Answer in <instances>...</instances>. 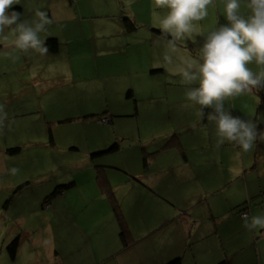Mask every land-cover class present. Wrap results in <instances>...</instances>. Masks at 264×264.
<instances>
[{
	"label": "crops",
	"instance_id": "crops-1",
	"mask_svg": "<svg viewBox=\"0 0 264 264\" xmlns=\"http://www.w3.org/2000/svg\"><path fill=\"white\" fill-rule=\"evenodd\" d=\"M30 3L31 5L27 7L26 0L25 2L21 0L19 4L22 12L21 20H34L36 11L43 10L34 8L40 5L37 1L32 0L28 5ZM138 5L142 6L146 19L149 17L146 8L152 10L155 15L154 20L158 22L154 23L156 26L159 25V19L166 14V10L154 7V0L152 2L138 0ZM56 9L59 8L52 7L53 11ZM242 11L247 10L242 7ZM141 12L139 11L134 17L143 15ZM222 19H225L224 10L221 12L218 10V24H212L211 28H208L206 25L208 17L205 22L200 21L198 24L202 31L207 32L226 24V22L222 23ZM7 37L11 40L6 46L0 43V50L4 49L3 52L7 51L6 48L12 47L9 44L15 39V34L10 31ZM136 37L137 39L134 36L126 37L123 43L127 48L134 42L136 61L132 62L128 75L137 76L132 78L125 95L116 94L113 101L117 100V103L113 106L120 110L116 112L120 114L122 112L126 119L135 124L137 137H134V140L138 142V146L131 145L130 142L123 143L120 149L113 151L114 154L104 155L107 159L100 162L110 184L116 193H120L121 209L135 242L131 247L120 251L119 225L109 200L98 188L96 170L90 156L81 163L76 159L72 161L54 159V163H51L34 158L16 163L8 157H0V191L5 194L11 193V190L21 183L28 182L15 194L7 208L8 214L18 211L12 214V218L21 224L25 219L23 213H30L41 207L47 209L45 211L47 214L51 210L50 216L53 214L57 217L69 216L73 220V223L66 228L77 231L75 239L73 238L75 242L68 250L62 248L60 244L55 245L53 250L55 264H128L134 258L137 261L145 260L143 258L146 252L145 242L149 243V249L156 258L153 264H165L166 260L175 255L181 256L182 264L183 254L185 264H215L224 258L229 259L230 264H264V229H250L245 226L246 223L251 222V217L264 216V142L257 140L249 152H243L235 144L229 143L216 147L215 123L208 121L206 117L202 120L197 115L199 106H191L186 100L185 93L188 88L182 84L178 70L182 66V58L189 56L198 58L199 47L203 43L198 44V49L197 44L194 43V51L190 44L193 41L178 43L179 51L173 54L174 63L166 65L163 55L168 50L170 39L151 29ZM56 38L58 41L61 40L59 37ZM195 42L198 43L197 39ZM60 52L61 45L57 54ZM12 53L10 56L15 55V51ZM5 66L7 65L1 68ZM250 67L253 71L259 70L255 64ZM27 70L28 74L31 73V79L38 76L41 81L45 80L53 84L60 82L59 79L49 80L48 78L53 74L47 69L30 65ZM38 84H40L39 80ZM40 91L41 94L46 93L44 87ZM82 94L71 93L59 97L54 95V101L65 102L66 105L63 106L69 108L71 112L69 114L81 115L82 110L86 108L79 101ZM262 97L264 100V94L261 96L254 90L252 93L229 100L226 106L230 107L234 116L254 119L258 128L264 132ZM69 100H75L79 105L67 104ZM36 112L44 113L45 109H38ZM101 116L109 118L105 121L107 124L116 121L114 115L108 111L93 119H82L86 123H94L100 134V139L90 144L92 148L88 146L89 152L104 148V145L111 142L107 143L112 137L105 131L109 127L105 126V123L95 122ZM120 123L126 122L120 119ZM126 130L130 132V128L123 127L122 133L119 134L113 126V132L121 137ZM173 134L178 136L184 150L171 147L159 151L158 148ZM127 137L130 136H123L125 140ZM36 142L33 139L28 144ZM70 148L79 150L76 144ZM143 148L149 151L158 150L150 157L146 169L142 164ZM83 155L87 156L88 152H84ZM116 155H119V158ZM65 163L73 164L74 169L63 172L62 166ZM34 167H38L36 172H32ZM25 168L27 171L24 172ZM67 177L73 178L75 185L56 196L49 207H44L41 204L42 198L51 189L54 180ZM132 190L135 192L134 199L130 201L129 196H133ZM145 194L152 195V204L147 212L144 209L150 203L144 200ZM80 195L84 198L81 202ZM245 201L244 206L241 205ZM135 205L141 211L136 213L142 216L141 224L135 222L137 215L131 214L134 210L130 208ZM243 213H247V221L242 218ZM85 218L87 220H84ZM58 229L60 227L56 224L54 232L60 240L63 234ZM78 231L82 234L80 235ZM11 234L12 232L9 233ZM27 238L29 237L24 234L23 238L19 239L17 251ZM5 242L6 239L0 244L3 247L0 255ZM187 242L190 252L194 253L193 259L185 254L189 253L188 249L183 250L179 246H187ZM198 254L206 255V259H197ZM1 259L3 262L9 261L6 257Z\"/></svg>",
	"mask_w": 264,
	"mask_h": 264
},
{
	"label": "rangeland",
	"instance_id": "rangeland-1",
	"mask_svg": "<svg viewBox=\"0 0 264 264\" xmlns=\"http://www.w3.org/2000/svg\"><path fill=\"white\" fill-rule=\"evenodd\" d=\"M30 1L32 0H26L27 7L33 3L31 2L28 5ZM33 1H37L40 4L34 6V8L43 9L42 11L52 21L46 26V31L39 33L40 38L46 40L48 37H59L61 39L59 40L61 52L59 54H57L58 52L55 53L57 55H53V53L40 55L35 52H29L25 55L13 47L6 48L7 51L4 52V49L0 50V56L4 53L0 57V104L4 105V110L7 113L5 121L7 126L0 133V157H8V159L15 160L16 163H23V160L29 158L51 163H54V159H58V161L59 159L67 161L76 159L79 161L78 163H81L91 153L88 146L92 148L90 144L100 139V134L97 132L94 123H86L82 120L89 111L94 114H100L106 110L111 115H114L113 117L116 121L113 124L103 122L105 126L109 127L105 129L106 134L112 137L107 143L111 142L104 146L116 141L120 148L123 143L126 144L128 142L131 145L138 146V142L134 140V137H137L135 124L126 119L122 112L121 114L116 112L120 110L113 106L117 103V100L113 101V98L116 97L117 93L125 95L128 91L127 86L131 84L132 78L137 76L136 74L128 75L132 62L136 61L134 42L131 43V46L125 48L123 40L132 36L137 39V35L145 34V31L156 26L154 23L158 22L154 20L155 15L152 10L146 8L149 14L148 19H146L142 6L138 5V0ZM150 1L152 2V0ZM224 2L225 0H215L216 6L209 7L206 23L208 28H211L212 24H218V10L220 12L224 10ZM45 3L46 5L44 6ZM17 6L21 7L19 4ZM52 7H58L59 9L53 11ZM63 10H66V12H60ZM139 11H142L143 15L137 16V18L134 17ZM124 16L129 17L133 21L135 29L128 31L125 23H123ZM34 20L28 22L31 23ZM221 21L222 23H227L226 18ZM198 27L200 28L199 24ZM7 34H10V31H7ZM196 39L198 43H190L188 41L192 44L191 48L193 51L195 50L194 43L197 44L198 49V44L204 42L202 36H198ZM10 40L11 38H8L7 41L0 40V43L6 46ZM12 50L15 51V55L10 56L13 54ZM4 65L7 66L1 68ZM30 65L47 69L53 74L48 79L51 81L59 79L60 82L53 84L49 81H41L38 76L31 79V73L28 74L27 70ZM49 68H55L56 70L51 71ZM38 80L40 84H38ZM62 82L65 84H62ZM42 87L45 88L46 93H40ZM79 92L83 93L79 101L86 107L82 110L81 115H75L76 113L69 114L71 113L69 108L63 106L66 105L65 102L54 101V95L59 97ZM67 104L79 105L75 100H69ZM38 109H45V112H36ZM124 113L129 114V112ZM94 117L89 116L87 119H93ZM120 119H124L126 123L121 124ZM113 126L119 134L122 133L123 127L130 128V132L126 130L122 137L118 136L113 132ZM124 135H129L130 137L125 140L123 138ZM51 138L54 142H52ZM33 139L37 142L31 145L28 144ZM75 144L79 149L78 151L70 148ZM14 146L21 147V151L18 154H7L6 148ZM84 152H88V155H83ZM100 154L101 156L98 160L93 162L94 165L96 162H102L103 159H107L104 155L108 154L109 156L114 154V152ZM116 157L119 158V155H116ZM61 166L62 164L59 168ZM62 168L63 172H68L74 169V165L65 163ZM37 170L38 167L32 168V172ZM25 171H27L26 168ZM133 178L135 179V177ZM122 190L124 191V188ZM117 193H115L116 197L121 203L120 193ZM134 193V190H132L131 195ZM9 196L10 193L5 194L0 191V209H2L0 211V244H3L4 239H6L2 255H0V264H55V255L53 253L55 245L60 244L62 248L68 250L75 242L73 240L77 231L73 230V228H66L73 223V220L69 216L57 217L55 214L50 216L51 210L47 214L45 212L47 209L40 207V209L33 210L30 213H23L25 219L23 223L19 224L12 218V214L18 211L8 214L7 210L2 208ZM129 198L132 201L134 195L129 196ZM83 200V196L80 195L79 201ZM144 200L150 203L145 206L144 210L147 212L148 207L152 204V195L145 194ZM170 205L173 206L172 204ZM130 209L134 210L131 214L141 213L137 205ZM136 215L135 222L138 224L143 223L142 216L140 214ZM84 220H87V218ZM56 224L60 227L58 231L63 234L60 240L54 232L56 231ZM64 224H66L65 228H63ZM10 232H12L11 235H9ZM177 233L180 234V232ZM24 234L29 238L19 247L16 259L11 260L7 245L11 239L15 237L21 239ZM79 234L81 235L82 232H79ZM10 236L12 237L10 238ZM186 244L187 246L177 245L181 246L183 250L188 249L189 253L185 254L190 259H193L194 253L190 252L189 242ZM2 248V245H0V253ZM144 248L146 249L143 257L145 260L137 261L134 258L128 264H153L156 258L153 256L154 253L150 251L148 242H145ZM1 257H6L9 261L3 262ZM197 259H206V255L198 254ZM182 264H185L184 254Z\"/></svg>",
	"mask_w": 264,
	"mask_h": 264
},
{
	"label": "clouds",
	"instance_id": "clouds-1",
	"mask_svg": "<svg viewBox=\"0 0 264 264\" xmlns=\"http://www.w3.org/2000/svg\"><path fill=\"white\" fill-rule=\"evenodd\" d=\"M21 0H0V40L7 41V31L15 34L11 46L27 55L35 52L47 55L45 39L39 33L52 23L43 11H36V19L29 23L21 20L17 11L9 12ZM215 0H154V7L166 10L159 19V30L168 40V50L163 55L166 65L174 63L178 43L196 41L202 36L198 58H182L178 70L182 84L187 86L186 100L199 106L197 115L216 125V147L235 144L243 152L252 150L257 140L264 142V132L254 119L232 115L227 102L241 95L264 91V0H225L226 24L207 32L198 22L209 15ZM242 7L247 11H242ZM259 69L253 71L250 65ZM7 113L0 104V133L6 128ZM247 221V214H242ZM250 229H264V216H253L246 223Z\"/></svg>",
	"mask_w": 264,
	"mask_h": 264
},
{
	"label": "trees",
	"instance_id": "trees-1",
	"mask_svg": "<svg viewBox=\"0 0 264 264\" xmlns=\"http://www.w3.org/2000/svg\"><path fill=\"white\" fill-rule=\"evenodd\" d=\"M11 11H17L20 14L22 13L21 8L19 6L11 7L9 9V12H11ZM123 19H124L123 23H125V27L128 29V31L136 28L133 21L129 17L124 16ZM151 30L160 34L161 36L165 37L160 32L158 26H153V28H151ZM165 38L170 39V37H165ZM45 45L48 48L49 53L55 54L59 51L60 42L58 41V39L56 37H48L45 40ZM184 45L188 46V44H184ZM258 94L263 96L264 91H260V92H258ZM263 103H264V100L262 97L261 106H263ZM207 111H208V109H205V117H206ZM106 112L107 111L104 110L101 114L103 115ZM101 114H94L93 112L89 111L87 114L84 115V117L85 118H87L89 116H96L97 117V115H101ZM100 118H104V116H101L95 120V122L97 124L103 123V122L99 121ZM108 119L109 118H107V121H108ZM202 120H205V119H202ZM52 142H54L53 139H52ZM171 147H179L181 150H184L182 147V144H181V142H180V140L176 134L171 135L170 138L165 142V144L160 146V148H158V149L160 151L162 149H167V148H171ZM118 149H120V145L116 141V142H113L112 144H110L108 146H105L104 148L102 147V148H99L96 150H92V152L90 153L89 156H90V159L93 162H95L101 156L100 153H109V152L116 151ZM5 151L7 154H10V155L18 154L21 151V147H19V146L8 147V148H6ZM143 151L144 152H143V157H142V164H143V168L146 169L148 167L150 157L153 156L154 154H156L158 152V150L157 151H149L148 149L143 148ZM94 166L96 169V181H97L98 188H99L101 194H103L109 200L111 207H112V210H113L114 217H115V219L119 225V239H120V243H121L120 244V251H123V250L131 247V245L135 242V239L133 238V236L129 230V227L127 225V221H126L124 214L122 212V209H121L120 201L117 199L116 194H115L116 191L112 187V185L110 184L109 179H108L107 175L105 174V169H104L103 165L100 162H96ZM27 184H28V182H23L19 186L15 187V189L13 191H11L9 198L3 204V209L7 210L8 206L11 203V201L13 200L15 194L17 192H19L21 189H23ZM74 185H75V183L73 181V178H71V177H67L65 179L63 178L61 180L58 179L57 181L54 182L51 189L42 198L41 204L44 207H49L51 201L53 199H55L56 196L65 192V190L72 188ZM245 203H246V201L241 203V205L244 206ZM18 241H19L18 237H15V238L11 239L10 243L7 245L8 254H9L11 260H13L16 256ZM58 264H64V263H58ZM165 264H181V256L175 255V256L169 258L168 260H166ZM215 264H230V263H229V259L224 258Z\"/></svg>",
	"mask_w": 264,
	"mask_h": 264
},
{
	"label": "built area",
	"instance_id": "built-area-1",
	"mask_svg": "<svg viewBox=\"0 0 264 264\" xmlns=\"http://www.w3.org/2000/svg\"><path fill=\"white\" fill-rule=\"evenodd\" d=\"M99 121H100V122H105V121H107V117L100 118ZM243 214H244V213H243ZM246 214H247V213H246Z\"/></svg>",
	"mask_w": 264,
	"mask_h": 264
}]
</instances>
